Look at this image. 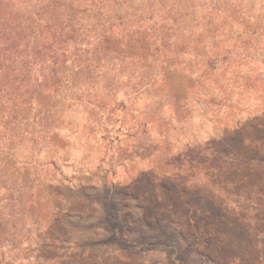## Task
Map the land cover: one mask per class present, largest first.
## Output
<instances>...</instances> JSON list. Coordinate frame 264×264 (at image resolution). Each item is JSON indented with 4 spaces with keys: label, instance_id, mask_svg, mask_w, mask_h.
Wrapping results in <instances>:
<instances>
[{
    "label": "rangeland",
    "instance_id": "rangeland-1",
    "mask_svg": "<svg viewBox=\"0 0 264 264\" xmlns=\"http://www.w3.org/2000/svg\"><path fill=\"white\" fill-rule=\"evenodd\" d=\"M0 35V264H264V0H0Z\"/></svg>",
    "mask_w": 264,
    "mask_h": 264
},
{
    "label": "trees",
    "instance_id": "trees-1",
    "mask_svg": "<svg viewBox=\"0 0 264 264\" xmlns=\"http://www.w3.org/2000/svg\"><path fill=\"white\" fill-rule=\"evenodd\" d=\"M47 1L49 4L53 0H47ZM16 26L18 29H21V25L19 22L16 24ZM1 37H2V35H0V38ZM112 43L113 42L110 39H105L104 41H98L97 45L94 48V51L103 52V51L107 50L108 48H110ZM60 44H61V42H59L58 39H55L54 41L49 42L48 44L45 43L44 45H39L38 47L34 46V47H32L33 48L32 49V55L36 56V59L42 60L43 59L42 56H44L46 54V52L50 53L53 46L55 47L56 50H60ZM20 52L24 53V49L23 48L19 49L17 42H15L13 40L3 41V39H0V67L7 68L8 65H6V64L4 65V60L5 59L9 60L12 58L11 56L13 54L20 53ZM4 57H5V59H3ZM32 58H33V56H32ZM49 58L54 59V62L58 61L56 59V57L52 54L49 55ZM24 67H26V66H24ZM21 77H22L21 75H16V76L12 77V82L18 80ZM211 236L212 235L208 236L209 241H210ZM208 238H207V240H208Z\"/></svg>",
    "mask_w": 264,
    "mask_h": 264
}]
</instances>
